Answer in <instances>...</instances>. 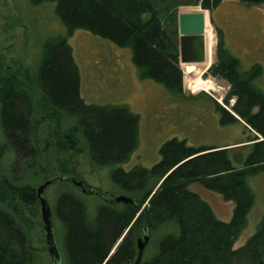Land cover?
<instances>
[{"label": "trees", "instance_id": "obj_1", "mask_svg": "<svg viewBox=\"0 0 264 264\" xmlns=\"http://www.w3.org/2000/svg\"><path fill=\"white\" fill-rule=\"evenodd\" d=\"M28 1L33 6L54 3V13L65 32L44 42L38 65L29 69L34 82L24 86L13 75L0 78V166L13 169L8 172L11 174L0 175V264H33L35 259L18 209V203L28 206L38 201L36 178L44 174L38 162L42 152L31 85L40 92L54 124L42 151L49 147L59 154L81 151L83 140L90 161L97 167H111L113 184L133 199L127 204L99 202L90 214L80 197L71 192L59 195L55 217L62 226L65 264H133L141 225L142 231L146 227L150 235H161L155 252L143 255L139 264L263 263L264 219L242 246L232 248L254 202L247 177L264 172V93L252 83L262 75L261 66L254 64L241 73L239 60L225 51L224 57L208 68L229 82L230 94L235 97L231 111L212 99L219 123L225 126L243 121L254 131L247 141L251 146L247 153L236 150L233 154L234 149L228 147L191 146L174 137L162 143L160 159L152 167L125 171L120 164L137 146L138 116L124 105L84 102L68 38L75 30H85L130 48L141 78L181 94L178 32L169 35L151 0ZM222 1L200 0V5L211 11ZM8 154L11 161L6 160ZM192 183L233 202L228 222L219 220L210 206L189 190Z\"/></svg>", "mask_w": 264, "mask_h": 264}, {"label": "rangeland", "instance_id": "obj_2", "mask_svg": "<svg viewBox=\"0 0 264 264\" xmlns=\"http://www.w3.org/2000/svg\"><path fill=\"white\" fill-rule=\"evenodd\" d=\"M151 2L170 36L171 32L172 35L178 32L180 13L205 10L213 32L211 64L222 59L225 51L239 60L241 73L250 70L252 65L259 64L262 75L252 83L264 93V3L247 4L240 0H223L209 11L200 5V0ZM147 16L143 15L144 18ZM64 32V25L54 13V3L44 2L33 6L28 0H0V78L13 75L24 86L30 84L29 69L33 71L34 66L38 65L44 42ZM68 44L79 70L80 95L84 102L124 105L138 116L137 146L128 159L120 164L125 171L136 166L152 167L160 159V146L170 138L186 140L191 146L211 147L240 142L249 133L254 134L243 121L225 126L219 123L212 99L231 111L235 97L230 94L229 82L222 75H215L212 69L208 70L210 66L204 69L203 65L196 63L199 72L187 73L182 65L184 63H179L182 93L172 94L160 83L139 76L131 60L130 48H121L85 30H75L68 38ZM199 78L209 84L207 89L197 85ZM31 81L34 82V79ZM30 89L36 100L33 115L39 122L37 141L42 154L38 162L44 171V174L36 178L37 183L33 182L35 186L38 187L52 177L66 175L81 180L87 190L94 187L111 195H127L113 184L111 167H97L90 161L83 140H80L83 143L80 144L83 146L81 151L72 150L67 154H59L53 147L42 151L46 148V141L51 139L49 132L54 124L38 89L33 85ZM235 147L240 148H233V154L236 150L245 154L251 146L247 142ZM11 158L12 155L8 154L6 160L11 161ZM232 160L238 166V161L234 158ZM9 167L1 165L0 175L11 174L8 173L11 170L13 173V169ZM62 168L73 172H63ZM247 182L253 192L254 202L247 214L246 225L232 246L233 249L242 246L264 219V172L248 176ZM188 188L210 206L219 220H230L233 202L225 201L220 194L206 189L200 183H192ZM67 192L83 199L90 214L95 212L99 202H103L95 193H85L67 180L53 182L44 188L43 195L50 207L61 264H65V255L61 243L62 226L55 217V205L59 195ZM18 209L24 220L22 227L26 229L35 252L33 264H51L38 201L28 206L18 203ZM141 232L142 225L139 226L136 237ZM160 235L149 234V242L143 255L150 256L155 252Z\"/></svg>", "mask_w": 264, "mask_h": 264}, {"label": "water", "instance_id": "obj_3", "mask_svg": "<svg viewBox=\"0 0 264 264\" xmlns=\"http://www.w3.org/2000/svg\"><path fill=\"white\" fill-rule=\"evenodd\" d=\"M205 10L194 12H183L178 15V58L179 63H202L206 60L205 52ZM71 181L75 186H78L85 193H95L103 201L117 203H132L133 199L125 194L111 195L99 188L89 187L88 190L83 185L81 180H77L70 176H57L47 179L36 188V197L40 206L42 227L44 231L45 244L47 252L51 258V264H61V253L57 247L55 234L53 231V222L49 204L43 195L44 188L49 184L57 181ZM158 185L156 186V188ZM155 188V189H156ZM154 191L152 192V194ZM121 241V238L119 239ZM118 241V242H119ZM117 242V244H118ZM149 242V234L147 228L144 227L141 234L136 239L137 256L133 264H139L146 245ZM116 244V245H117ZM112 249L110 254L114 252ZM261 264H264L261 263Z\"/></svg>", "mask_w": 264, "mask_h": 264}, {"label": "bare ground", "instance_id": "obj_4", "mask_svg": "<svg viewBox=\"0 0 264 264\" xmlns=\"http://www.w3.org/2000/svg\"><path fill=\"white\" fill-rule=\"evenodd\" d=\"M205 13V31H204V36H205V52H206V60L205 62L200 63L201 65H203L204 69H207L213 60V54H212V43H213V32H212V28L211 25L209 23L208 20V16L206 11ZM184 67V70L187 73H191L194 71L199 72V67L197 66L196 63H184L182 64ZM197 85L201 86L203 89H207L209 86V84H207V82L203 79H198L197 81Z\"/></svg>", "mask_w": 264, "mask_h": 264}, {"label": "crops", "instance_id": "obj_5", "mask_svg": "<svg viewBox=\"0 0 264 264\" xmlns=\"http://www.w3.org/2000/svg\"><path fill=\"white\" fill-rule=\"evenodd\" d=\"M248 139H250V133L247 135V137L243 140H241L240 142L236 141V142H233V143H227V144H222V145H219L218 147H228V148H234L235 146H240L244 143H247Z\"/></svg>", "mask_w": 264, "mask_h": 264}]
</instances>
